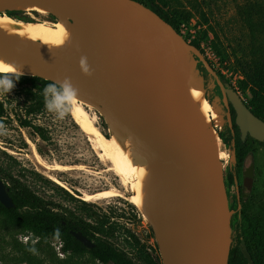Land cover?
<instances>
[{
  "label": "rangeland",
  "instance_id": "rangeland-1",
  "mask_svg": "<svg viewBox=\"0 0 264 264\" xmlns=\"http://www.w3.org/2000/svg\"><path fill=\"white\" fill-rule=\"evenodd\" d=\"M253 4L262 8L260 14L255 11V19L260 24L254 35L243 14ZM167 7L176 15L188 17L179 25V34L190 42H200L201 51L214 70L223 74L247 103L249 95L240 92L238 87V60L264 53V0H170ZM11 12L17 19L32 20L24 10ZM31 12L35 16L44 17L42 12ZM46 16L48 19H56L51 14ZM190 64L191 70L200 75L202 87L207 90V98L210 85L206 84L201 69L192 58ZM2 75L13 80L16 78V74L0 72ZM33 76L43 78L37 74L21 77ZM37 92L30 82L20 80L15 82V87L9 93L0 92V101L5 108L0 120V166L69 218H82L92 224L104 220L108 231L106 237L137 264H163L149 217L144 216L130 202L131 191L120 184L118 175L109 170V163L102 162L97 156L88 135L75 121L73 108L63 118L49 112L44 103L40 110L29 113V104L43 97L42 91ZM208 103L210 118L219 134L226 125L223 119L226 110L218 100H208ZM88 109L107 137L119 139L123 131L110 126L101 108L94 104V107ZM23 121L29 125H23ZM33 126L42 127L44 137ZM239 131L242 139L252 147L245 159L247 167L253 164L258 174H264V140H258L248 133L243 134L241 129ZM234 148L233 142L220 140L225 177L228 168L237 162ZM54 163L67 165L70 169L59 171L46 167ZM80 165H85V169L81 170ZM54 175L65 186L54 181L51 178ZM4 179L11 184L7 177ZM257 179L263 180L264 176H258ZM111 184L119 187L123 195L99 201L83 199L82 189L94 192ZM60 245V240L40 238L36 233L0 215V264H102L88 252L64 253ZM33 247L35 253L29 250Z\"/></svg>",
  "mask_w": 264,
  "mask_h": 264
},
{
  "label": "water",
  "instance_id": "water-1",
  "mask_svg": "<svg viewBox=\"0 0 264 264\" xmlns=\"http://www.w3.org/2000/svg\"><path fill=\"white\" fill-rule=\"evenodd\" d=\"M38 1L52 6V0ZM69 1L79 19L94 104L111 116L123 133L152 141L157 149V165L164 166L163 161L168 158L167 172L178 176L168 196L149 214L163 264H228L231 210L219 146L167 78L148 69L143 52L123 46L112 32H125L140 20L146 27L156 26L161 36L168 35L186 46L196 65L200 62L214 78L210 86L214 82L219 85L228 115L231 118L232 105L243 134L250 133L263 141L264 120L254 114L235 88L225 85L200 48L143 2ZM9 47L31 62L26 51L13 44ZM45 72L55 74L50 68ZM0 201L7 208L15 206L9 184L1 177ZM71 233L85 246L95 245L81 231Z\"/></svg>",
  "mask_w": 264,
  "mask_h": 264
},
{
  "label": "bare ground",
  "instance_id": "bare-ground-1",
  "mask_svg": "<svg viewBox=\"0 0 264 264\" xmlns=\"http://www.w3.org/2000/svg\"><path fill=\"white\" fill-rule=\"evenodd\" d=\"M0 4L4 8L0 10V72L16 74L20 70L25 76L41 74L46 79L59 82L68 78L77 90L72 109L76 123L88 135L100 160L109 163V170L118 175L120 184L131 191L130 202L149 217L177 184L178 176L167 172L168 158L164 159V166L157 165V149L152 141L126 133H122L119 139L107 137L97 125L96 118L91 116L88 108L94 107L95 98L80 65L84 46L79 19L72 3L69 0H52L51 6L38 0H2ZM18 10L26 11L32 20L17 19L7 12ZM31 11L42 12L44 17L35 16ZM48 14L56 16V19H48ZM112 36L132 51L143 52L148 69L167 78L181 98L195 110L220 146V136L210 118L207 90L202 87L200 75L190 68L189 49L176 39L171 40L168 35L161 36L156 26L146 27L141 20L133 23L125 32L114 30ZM9 44L26 51L31 62H27L18 51L11 50ZM46 68L55 74L45 72ZM107 120L112 128H117L111 116L108 115ZM46 167L59 171L69 168L60 163ZM80 167L81 170L85 169V165ZM51 178L64 185L55 175ZM113 185L94 192L82 189L83 199L99 201L122 196L123 191Z\"/></svg>",
  "mask_w": 264,
  "mask_h": 264
},
{
  "label": "trees",
  "instance_id": "trees-1",
  "mask_svg": "<svg viewBox=\"0 0 264 264\" xmlns=\"http://www.w3.org/2000/svg\"><path fill=\"white\" fill-rule=\"evenodd\" d=\"M139 1L155 10L165 20L171 23L177 31H179L181 22L188 19V17L183 14L176 15L175 12L167 7V3L170 0ZM255 11L260 14L262 12L261 6L253 4V6L243 11L245 15L244 20L249 25L253 35L257 32L260 24V22L255 19ZM7 12L12 14L11 11ZM191 43L201 49V44L198 40H192ZM238 63L240 67L238 79L239 91L249 95L247 99L248 106L252 109L254 114L264 120V53L251 56L250 58L241 57ZM198 66L202 70L206 83H210L211 77L208 71L200 62ZM219 74L226 84L232 86L223 74L220 72ZM19 80L21 82H30L32 88L39 91L37 93H40L46 84L54 82L38 76L20 77ZM207 98L210 101H213L215 98L219 99L226 110L222 100L221 89L216 82L211 86ZM43 103V97L37 98L29 104L27 108L28 112L33 113L40 110ZM4 110V103L0 101V120L4 115ZM223 119L226 125L223 130L219 131V135L226 143H234L237 158V162L228 168L227 175L232 181L234 177L233 172L239 174L242 171L246 156L252 147L242 139L239 127L236 123V111L234 107H231V119L227 110ZM23 123L25 126L29 125L26 121H23ZM33 127L40 136L44 137L45 134L42 127ZM0 177L2 179L7 177L10 181L9 193L15 203L14 207L7 208L0 201V215H4L12 223L36 233L40 238L60 240V248L64 253L88 252L102 264H137L125 251L117 248L110 239L106 237L108 231L105 229L106 222L104 220L92 224L82 218H69L64 213L56 210L50 201L38 195L20 179L7 173L1 166ZM57 230L59 233L58 235ZM71 230L81 231L84 235L92 239L95 245L92 248L85 246L71 233ZM229 264H231V259L229 260Z\"/></svg>",
  "mask_w": 264,
  "mask_h": 264
},
{
  "label": "flooded vegetation",
  "instance_id": "flooded-vegetation-1",
  "mask_svg": "<svg viewBox=\"0 0 264 264\" xmlns=\"http://www.w3.org/2000/svg\"><path fill=\"white\" fill-rule=\"evenodd\" d=\"M210 83L206 84L210 85ZM225 85L228 84L225 83ZM214 100H218L222 105L219 99ZM233 173L232 181L228 175L225 177L231 210L229 260L231 259V264H264V179H257L258 176H264V174H258L253 164L247 167V160L239 174ZM249 178L251 179L246 180Z\"/></svg>",
  "mask_w": 264,
  "mask_h": 264
},
{
  "label": "clouds",
  "instance_id": "clouds-1",
  "mask_svg": "<svg viewBox=\"0 0 264 264\" xmlns=\"http://www.w3.org/2000/svg\"><path fill=\"white\" fill-rule=\"evenodd\" d=\"M80 65L85 73H89L86 57H81ZM22 75L23 73L19 70L16 73L15 80L6 75L0 76V92L9 93L15 87V82L18 81ZM42 94L46 109L49 112L55 113L59 118H63L67 112L74 108L77 90L73 87L70 80L65 78L62 82L58 81L46 84L42 89ZM58 234L57 230V235ZM35 242L34 240L33 244H35ZM29 250L33 253L36 251L34 247Z\"/></svg>",
  "mask_w": 264,
  "mask_h": 264
}]
</instances>
